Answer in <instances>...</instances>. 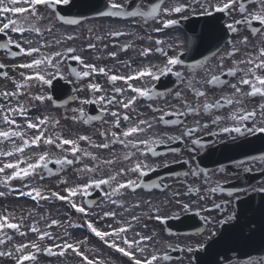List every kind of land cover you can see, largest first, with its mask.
<instances>
[{
  "label": "flooded vegetation",
  "instance_id": "flooded-vegetation-1",
  "mask_svg": "<svg viewBox=\"0 0 264 264\" xmlns=\"http://www.w3.org/2000/svg\"><path fill=\"white\" fill-rule=\"evenodd\" d=\"M96 6L106 8V0H93ZM110 3L111 0H108ZM125 6L132 9L133 6L142 7L147 11V5L150 3H159V0H118ZM166 4H191L182 14H174L173 19H178L180 23L171 28H164L161 19L146 18H127V17H106L99 14L80 19L79 25H69L58 20H53L54 27L51 32H44L43 36H36L34 33H25L24 37L19 34L9 32L8 35L14 40L32 39L33 46L39 47L47 43L49 47L41 48V54L48 55L55 51H63L67 47L77 49V55H80L85 63H92L97 67H103L111 70L109 75H128L144 66L156 65L163 67L165 57L155 51L156 41H164V48L169 55L180 54L183 64L177 65L171 72L161 75L158 80H153L148 76L136 79L131 83L135 87L143 89H154L152 99L137 98L134 110H124L119 105H106L102 103L82 104L85 99H92L101 94L114 95L115 87H124V97H132L130 89H127L123 81H117L115 84L108 80V77L101 73H93L89 77L77 76L76 72L85 70L83 65L66 56L59 64L58 72L48 69L52 72V83L45 85L40 81L31 82V86L26 90V94L19 97V102L28 109V118L35 120L37 117H54L60 121L55 128L49 127V133L56 132L65 138H77L79 135L90 136L94 143L103 142L100 132L116 131L128 125L127 121L121 120V128L112 126L113 117L110 111H118L121 115L125 111L133 121L137 119H148L152 121L153 128L148 131V136L153 139H163L165 142L155 144L157 155L150 152L146 156L137 158L150 165L154 171H149L146 176L141 177L144 187L123 191L122 195L116 199L122 201L124 208L111 205L105 196L108 191L107 186L101 189H91L88 195L84 197H74L77 203L83 204L89 210L86 220L93 222L101 230H107V225L116 226L118 220H131L132 215L140 217L138 222L133 221L134 230L128 233L132 237L135 232L143 235H152L160 251L166 252L170 257L168 260H162L160 264H195L207 258L201 256L205 253L204 247L215 239L225 227L237 225L239 229H250L251 219L264 217V132H248L247 128H260L264 126V116L260 114L259 106L264 104V98L243 97L241 104L228 105L223 102V107L213 108L205 111L202 107L205 98L197 97L188 81L192 80V86L198 90L207 92V102L212 103L220 98H231L234 90L230 85L236 83L242 73L237 72L236 76L225 75L228 69L235 67L233 61L243 59L245 51H252L253 45L262 46L264 36L252 32V28H264L258 21H253L251 27L245 24L235 25L239 31L230 32L228 24L235 19H241L239 13H219L214 12L212 16L200 14L201 8L193 0H165ZM67 5H60L61 15L67 17ZM249 8L256 7L249 4ZM192 8L196 11L193 12ZM41 11L45 9L41 8ZM160 28L161 31L155 29ZM126 33L119 37L110 36L113 31ZM68 35L77 37L74 40H66ZM96 36L103 39L97 40ZM248 37L247 46L240 43L245 37ZM7 36L0 34V43L7 41ZM60 41V43H57ZM94 43L96 48L89 49L88 43ZM124 45H131L127 51H122ZM27 47L28 45H24ZM233 47L240 49V52L229 57L227 53L231 52ZM11 52H18L14 46H10ZM145 48H152V53L147 56H141L140 52ZM111 52L117 55L112 57ZM215 53V55H213ZM39 55V54H35ZM224 57L223 66H219L220 58ZM207 58L203 68L195 67L199 62ZM32 57L23 54L12 56L9 51L0 49V92L14 91L15 82L22 80L21 72L29 74L30 70L19 68L18 65L30 62ZM130 65L126 67L125 65ZM243 68L245 65H239ZM183 74V82L175 72ZM7 73V77L3 75ZM212 75L221 76V84L215 86L207 84L206 80ZM98 83L101 85V93H93L88 85ZM242 91H248L247 86H241ZM179 92L180 98L176 97ZM51 97V100L45 99L41 102L35 99L36 96ZM117 95V99H123ZM239 98V97H238ZM0 103H6L0 98ZM14 105L15 100L11 101ZM192 105L199 109L198 113H188L185 116L176 117L175 115L166 116V119L175 121L174 123L164 124L158 119L162 113H153L152 107H161L165 112L185 111L186 105ZM82 108L84 116L78 120H72L73 115H79L72 110ZM244 109L245 111H256V116L247 121H237L232 119L234 112ZM67 117V118H66ZM96 117L97 119H92ZM17 122L23 124L24 117H16ZM87 120V122H84ZM216 121V123H213ZM207 125V127H202ZM241 127L242 132L234 131L223 132L222 128ZM189 128H198L191 136L184 135ZM29 136L35 134V130H29ZM193 140H199V144H193ZM19 143V142H18ZM81 149L92 152L102 161L106 159H116L123 157L126 152L132 149H126L121 144H114L110 149H97L92 147L87 141L79 142ZM4 150H10L11 144L4 143L0 145ZM55 152L57 156L68 155L55 148L43 143L37 148L26 149V155L32 156L37 152L43 151ZM15 159V157L11 158ZM5 158L0 157V161ZM135 161H122L114 165L112 169L104 172L108 175L111 171L118 170L121 167H128ZM87 163L92 167L95 162L89 157L83 158V163H77L73 166L65 165L61 168L59 165L50 164L53 171L43 172L44 178L34 176L25 180H12L8 186L0 183V191L6 193L0 197V215L8 214L15 217V222L22 223V230L28 235L32 234L37 240V235L29 231V226L35 224L41 231H50L47 225L51 223L50 218L40 216L37 218L32 213L36 203L29 198H24L32 206L23 207L22 210L15 209L14 202L20 201L19 190L34 188L36 185L47 186L48 183L60 187L63 195V189L76 184H83L88 181L89 176L83 175L77 171ZM23 166V165H22ZM11 170H6L0 174V180L3 176L10 174ZM193 173H196L193 175ZM131 179H136L134 174H129ZM95 178H99L96 176ZM67 180L68 184L62 183ZM49 184V185H50ZM159 185V187H157ZM212 188L218 190L212 192ZM139 204V207L134 205ZM188 205V209L184 208ZM219 205V207H216ZM30 207H33L29 209ZM114 210L119 212L116 220H101L99 213L101 209ZM235 215V220H228L229 216ZM157 216L162 219H156ZM23 218L22 221L20 218ZM221 221H227L221 223ZM78 224L83 228L80 235V250L88 255L90 259H96L102 264H131V261L119 253L116 249L110 248L99 238L91 235L90 231L85 229L83 218H77ZM252 223V222H251ZM252 225L251 228H253ZM8 234L13 236V240L5 245H0V250L12 248L14 244L24 242L25 236L8 230ZM54 235V234H53ZM35 240V241H36ZM41 247L50 246L53 241L45 239L41 241ZM151 244V242H149ZM193 251L189 252L188 248ZM198 249V250H197ZM197 250V251H196ZM45 254L44 252H40ZM37 255V254H36ZM140 256L139 253H137ZM147 255V253H145ZM220 258V262H224ZM242 260L231 259L228 264H241ZM37 259L33 264H40ZM0 264H14L10 257H0ZM51 264V262H48ZM75 264H81L80 258H75Z\"/></svg>",
  "mask_w": 264,
  "mask_h": 264
},
{
  "label": "snow or ice",
  "instance_id": "snow-or-ice-1",
  "mask_svg": "<svg viewBox=\"0 0 264 264\" xmlns=\"http://www.w3.org/2000/svg\"><path fill=\"white\" fill-rule=\"evenodd\" d=\"M71 0H0V34L7 36V41L0 43V49L7 50L12 56L25 55L32 57L30 62L22 63L18 65L19 68L30 70L29 74L21 72L20 75L22 80L15 82L14 91H3L0 92V98H3L6 103H0V145L4 143L11 144L10 150H4L0 148V157L5 160L0 161V174L11 170L10 174L3 176L0 183L9 185L12 180H25L34 176H40L44 178L43 172H52L53 169L49 167L50 164L59 165L63 168L65 165L73 166L77 163H83L84 157H89L90 160L94 161L95 164L89 167L87 163L77 171L83 175L89 176L87 182L83 184H76L75 186L65 187L63 189L64 195L59 192H52L50 196L44 195L39 188H31L27 193H22L32 197L33 199L47 200L55 198L60 201H66L72 209L76 212L88 215L89 210L81 204L77 203L74 197H84L88 195L89 190L101 189L103 186H107L108 191H105L107 201L111 205H115L119 208H124L125 205L122 201L116 199L122 195L123 191L131 190L135 192L137 189L144 187L141 177L146 176L149 171L154 169L137 158V153L140 156H146L147 153L157 155L153 145L164 143L163 139H153L148 136V131L153 128L152 121L148 119H137L133 121L129 116L128 112L125 111L123 115L118 111H110V115L114 118L112 126L114 128H121V120L127 121L128 125L121 129L119 133L116 131L111 132H100L99 135L103 137V142L94 143L90 136L79 135L77 138H65L60 133L52 132L49 133V127L55 128L60 124L58 119L54 117L44 116L43 118L37 117L35 120L28 118V109L25 105L19 102V97L26 94V90L31 86V82L40 81L45 85L52 83V72L48 69L56 70V74H59V64L63 61L66 56L79 61L85 70L82 72H76V75L82 77H89L93 73H101L108 77V80L115 84L117 81H123L126 88L130 89L132 93H135L132 97H124L125 88L115 87L113 89L114 95L101 94L98 97L92 99H85L81 101L82 104H96L102 103L106 105H119L124 110H134L133 106L136 104L137 98L152 99L154 89H143L135 87L131 82L136 79H141L145 76L150 77L153 80H158L161 75L167 72H171L177 65L183 64V60L180 58V54L169 55L160 45L164 44V41H156L155 51L165 57L163 67L156 65L144 66L138 70L131 72L128 75H109L111 70H106L103 67H97L92 63H85L80 55H77V49L74 47H67L63 51H55L48 55L41 54V48H47L49 45L44 43L39 47L33 46L34 41L32 39H17L14 40L8 35L9 32L19 34L20 37H24L25 33H34L36 36H43L44 32H51L54 27L53 20L69 25H79L80 19L68 18L60 14V5H69ZM193 3L200 5L201 13L205 16H212L214 12L219 13H234L240 14L241 19H235L233 23L228 24L227 28L230 32L236 33L239 29L235 25L245 24L251 27L253 21H258L260 25H264V0H193ZM252 4L256 7L249 8L248 5ZM41 8L45 11H41ZM107 11H100V16L106 17H127V18H146L151 17L152 19H161L164 28H171L180 23L178 19H173L174 14H182L188 8H191V4H166L165 0H159V3H150L147 5V11L142 7L133 6L131 10L123 3L118 0H111L109 3L106 0ZM195 12L196 9L192 8ZM86 18V17H85ZM161 31L160 28L155 29ZM252 32L264 36V28L253 27ZM110 36L119 37L126 35L121 31H113L109 33ZM77 37L68 35L66 40H74ZM97 40L103 39L100 36H96ZM248 37L245 36L240 43L247 46ZM60 43V41H57ZM24 45H28L25 47ZM10 46H14L18 49V52H11ZM131 45H124L122 51H127ZM89 49L96 48L94 43H88ZM152 48H145L140 52L141 56L147 57L152 53ZM240 52V49L233 47L232 51L227 53L229 57L236 55ZM39 54V55H35ZM110 56L115 57L116 52L109 53ZM215 55V53H213ZM244 58L238 61H233L235 67L228 69L225 75L236 76L237 72L242 73L236 83L230 85L231 89L234 90L231 98H220L212 103L207 102V92L196 89L192 86V80L188 81V87L192 89L197 97L205 98V102L202 107L205 111H209L213 108L223 107V103L228 105L241 104L243 97H256L259 96L264 98V41L262 46L256 47L253 45L252 51H245L243 53ZM224 57L220 58L219 66H223ZM207 58L204 61L199 62L195 67L203 68ZM239 65H245L241 68ZM130 67V65H125ZM4 64H0V68H4ZM7 77V73H3ZM175 75L183 82V74L179 71L175 72ZM207 84L217 85L221 84V76L212 75L210 79L206 80ZM241 86H247L248 91H242ZM88 88L93 93H101L103 90L101 85L98 83H90ZM117 95L124 97L123 99H117ZM180 93H176V97L180 98ZM239 97V98H238ZM36 100L45 101V99L51 100V97H45L43 95L36 96ZM15 100L16 103L13 105L11 101ZM260 114L264 116V104L259 106ZM153 113H162L159 117H153L158 119L161 123L170 124L175 121L166 119V116L175 115L177 118L185 116L188 113H198L199 109L188 104L185 106V111H172L165 112L161 107H152ZM74 113L79 115H73L72 120H78L85 114L82 108L72 110ZM24 117L23 124L18 123L16 117ZM256 116V111H245L240 109L234 112L232 115L233 120L240 122L253 119ZM67 118V117H66ZM92 119H97L93 117ZM84 122H87L85 120ZM216 123V121H213ZM207 127V125H202ZM29 130H35V134L29 136ZM198 128H189L184 135L191 136L193 132L198 131ZM248 132H264V126L260 128H247ZM223 132L234 131L241 133V127L228 128L224 127L221 129ZM87 141L92 147L97 149H110L114 144H121L126 149H132V151L126 152L124 156L117 157L116 159L101 160L98 156L92 152L81 149L79 142ZM19 142V143H18ZM193 144H199V140H193ZM49 146V148H55L62 153H70L72 158L68 155L57 156L55 152L43 151L37 152L35 155H26V149H32L33 147H39L41 144ZM15 157V159H11ZM135 162L128 167H121L118 170L111 171L108 175H104V172L108 169H112L114 165L120 164L122 161ZM23 165V166H22ZM129 174H134L136 179H131ZM196 173H193L195 175ZM99 176V178H95ZM64 184H68L67 180L62 181ZM159 187V185L157 186ZM217 188H212L211 191H217ZM5 192L0 191V197H4ZM139 207V204L134 205ZM188 205H184L185 209H188ZM219 207V205H216ZM100 219H112L121 215L119 212L114 210H104L103 208L99 213ZM22 221V217L20 218ZM156 219H162L157 216ZM236 217L233 214L228 217V220H235ZM16 218L11 217L8 214L0 215V245H5L7 242L13 240V236L8 234V230L14 233H19L20 236H27L28 233L22 230V223L15 222ZM140 217L136 215L131 216V220H118L116 226L112 224L107 225V230H101L95 226V224L89 221L86 227L99 238L104 244L108 245L112 249H116L123 256L127 257L131 264H160L162 260H168L170 257L166 252H161L156 245L157 242L152 235H143L140 232H135L132 237L128 236L130 231L134 230L133 221L138 222ZM227 221H221L226 223ZM61 221L53 219L47 228L53 226H60ZM249 227H252L250 222ZM29 231L37 235L36 241L21 242L14 244L12 248L7 250H0V257H10L13 259L14 264H33L37 260V253L44 252L49 256L60 255L64 256L69 250L75 257L80 258L81 264H102L101 261L96 259H90L88 255H85L79 248L82 241L71 242L68 240H62L58 236H53L50 231H41V229L33 224L29 226ZM48 239L53 241L50 246L41 247V241ZM151 242V244L149 243ZM56 249L57 251H54ZM188 251H193L192 247L188 248ZM140 254V256L137 255ZM147 253V255H145ZM241 264H264V256L259 258L249 257L246 261Z\"/></svg>",
  "mask_w": 264,
  "mask_h": 264
},
{
  "label": "bare ground",
  "instance_id": "bare-ground-1",
  "mask_svg": "<svg viewBox=\"0 0 264 264\" xmlns=\"http://www.w3.org/2000/svg\"><path fill=\"white\" fill-rule=\"evenodd\" d=\"M43 193L45 192V186L42 185L40 187H38ZM29 190L28 189H20L19 190V196H20V201H17V202H14L13 204H16L14 205L15 209H19V210H22L23 207H27V206H32L31 204H29V202H27L26 200H24L25 197H30V196H27V195H23L22 193H27ZM33 207H30L29 209H31ZM42 210L41 209H38L36 208L35 209V212L36 214H40L42 213L41 212ZM55 216L57 217V213H55ZM52 221V220H51ZM54 231L56 232V236H61L57 231H56V228L55 226H53L52 228H50V232H52V234H54ZM82 231L77 228H72V229H69L66 233L64 232V234L62 235L61 239L62 240H68V241H71V242H75V241H80V235H81ZM36 238L34 235L32 234H29L27 236H25V240L24 242H28V241H35ZM69 252H71V250H69Z\"/></svg>",
  "mask_w": 264,
  "mask_h": 264
},
{
  "label": "rangeland",
  "instance_id": "rangeland-1",
  "mask_svg": "<svg viewBox=\"0 0 264 264\" xmlns=\"http://www.w3.org/2000/svg\"><path fill=\"white\" fill-rule=\"evenodd\" d=\"M50 183H48L47 184V186H46V188L47 189H53V188H51L52 186H51V184L49 185ZM49 189V190H50ZM48 190V191H49ZM47 203H45V207L43 208V209H41L39 206H38V209H41L42 211V213H40V214H36V212L34 213V210L32 211V213L33 214H35L36 216H37V218H39L40 216H43V217H45V218H50V219H56V220H59V221H61V224H60V226H59V229H62L63 231L65 230V223H64V220H65V217L62 215V209L60 210V209H57L58 207H55V208H51L48 204L46 205ZM37 207H35V209H36ZM50 208L52 209V210H50ZM61 211V212H60ZM55 212H58L57 214L58 215H60V218H55L54 217V213ZM62 232V231H61ZM59 255H55V256H53L52 258H48V257H42V259H43V261H47V263L46 262H43V264H48V262H51V264H54L53 263V261H55V260H58V261H61L59 264H65L66 262L65 261H67V260H65V257L64 256H59ZM74 259L75 258H68V261L71 263V262H74Z\"/></svg>",
  "mask_w": 264,
  "mask_h": 264
}]
</instances>
